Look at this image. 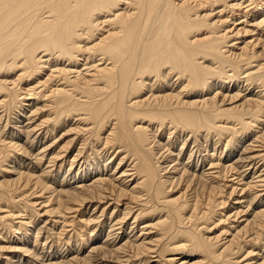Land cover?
Listing matches in <instances>:
<instances>
[{"label":"bare ground","instance_id":"bare-ground-1","mask_svg":"<svg viewBox=\"0 0 264 264\" xmlns=\"http://www.w3.org/2000/svg\"><path fill=\"white\" fill-rule=\"evenodd\" d=\"M172 252L264 264V0H0V264Z\"/></svg>","mask_w":264,"mask_h":264},{"label":"rangeland","instance_id":"rangeland-1","mask_svg":"<svg viewBox=\"0 0 264 264\" xmlns=\"http://www.w3.org/2000/svg\"><path fill=\"white\" fill-rule=\"evenodd\" d=\"M184 157H186V156H184ZM184 161H185V158H184ZM78 167H79V164H78ZM78 167H76V169ZM90 208H91V206H90ZM213 226L214 225H211L210 227H213ZM221 226H224V225H221ZM218 229H220V227H217V229H215V230L213 229V230H214V232L218 231L217 233H220L221 230H224L222 228L220 230H218ZM229 232L226 234V236H229ZM226 236H224V238ZM243 255H245V254H243ZM203 257L204 256L201 253H199V252H196V253H194L192 255L184 254L182 252H179V253L178 252H176V253L172 252V253H168L167 256H165L164 259L163 258L161 259V258H159L157 256L150 257V258L148 257V259H147L148 261L147 262H143L142 264H145V263L146 264H197V263L198 264H202V263L205 264L206 261L203 260ZM251 258H254V257H251ZM259 259L260 258H258V259L254 258L253 262H256L257 260H258V262L262 261V259H260V260ZM169 262H173V263H169Z\"/></svg>","mask_w":264,"mask_h":264}]
</instances>
